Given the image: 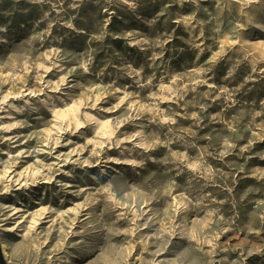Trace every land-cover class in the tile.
<instances>
[{
	"label": "rangeland",
	"instance_id": "obj_1",
	"mask_svg": "<svg viewBox=\"0 0 264 264\" xmlns=\"http://www.w3.org/2000/svg\"><path fill=\"white\" fill-rule=\"evenodd\" d=\"M0 264H264V0H0Z\"/></svg>",
	"mask_w": 264,
	"mask_h": 264
},
{
	"label": "trees",
	"instance_id": "obj_2",
	"mask_svg": "<svg viewBox=\"0 0 264 264\" xmlns=\"http://www.w3.org/2000/svg\"><path fill=\"white\" fill-rule=\"evenodd\" d=\"M23 16H25V15H23ZM31 18V17H30ZM29 17H23V19H21V20H23V22H25V21H27L28 19H30ZM19 22V19H14V23H13V26H16L17 25V23Z\"/></svg>",
	"mask_w": 264,
	"mask_h": 264
}]
</instances>
